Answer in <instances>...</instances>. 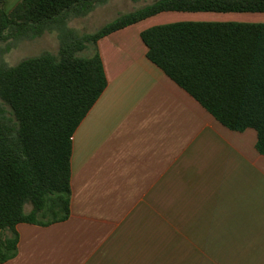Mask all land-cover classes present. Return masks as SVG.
I'll return each mask as SVG.
<instances>
[{"label": "crops", "instance_id": "obj_1", "mask_svg": "<svg viewBox=\"0 0 264 264\" xmlns=\"http://www.w3.org/2000/svg\"><path fill=\"white\" fill-rule=\"evenodd\" d=\"M2 1L8 12L19 0ZM189 20L264 22V12L164 10L100 37L106 86L72 135L69 213L18 223L17 251L0 264H264L255 130L221 124L140 36Z\"/></svg>", "mask_w": 264, "mask_h": 264}, {"label": "trees", "instance_id": "obj_2", "mask_svg": "<svg viewBox=\"0 0 264 264\" xmlns=\"http://www.w3.org/2000/svg\"><path fill=\"white\" fill-rule=\"evenodd\" d=\"M103 1L19 0L6 12L0 0V42L46 31L59 39L56 54L0 62V262L17 251L18 223L47 225L69 213L72 135L106 86L100 37L164 10L264 12V0H156L94 32L67 25ZM140 36L147 57L221 124L254 129L264 154V22L176 21Z\"/></svg>", "mask_w": 264, "mask_h": 264}, {"label": "rangeland", "instance_id": "obj_3", "mask_svg": "<svg viewBox=\"0 0 264 264\" xmlns=\"http://www.w3.org/2000/svg\"><path fill=\"white\" fill-rule=\"evenodd\" d=\"M109 1L106 0L98 3L91 12L84 16L71 17L67 25L79 34L94 32L106 22L114 19L117 15L136 9L139 6V3L134 0H123L122 3H114L115 0ZM58 47L59 39L56 31H46L40 36L18 41L0 42V62L13 65L23 58L37 55L44 51H51L56 54ZM90 51L89 46L82 52L84 55H89L90 53L88 52ZM24 208L28 211L30 206L25 205Z\"/></svg>", "mask_w": 264, "mask_h": 264}]
</instances>
